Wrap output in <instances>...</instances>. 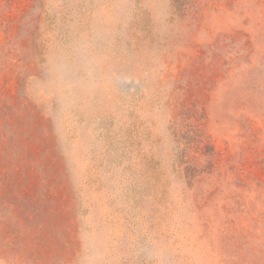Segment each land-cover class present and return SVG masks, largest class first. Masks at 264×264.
I'll use <instances>...</instances> for the list:
<instances>
[{"label":"rangeland","instance_id":"374dc122","mask_svg":"<svg viewBox=\"0 0 264 264\" xmlns=\"http://www.w3.org/2000/svg\"><path fill=\"white\" fill-rule=\"evenodd\" d=\"M0 264H264V0H0Z\"/></svg>","mask_w":264,"mask_h":264}]
</instances>
